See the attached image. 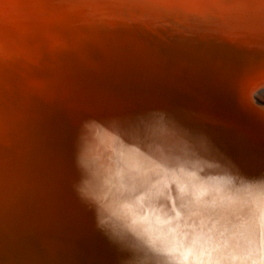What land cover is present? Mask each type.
<instances>
[{
	"label": "bare ground",
	"instance_id": "1",
	"mask_svg": "<svg viewBox=\"0 0 264 264\" xmlns=\"http://www.w3.org/2000/svg\"><path fill=\"white\" fill-rule=\"evenodd\" d=\"M124 1L0 0V264H164L125 148L264 191V0Z\"/></svg>",
	"mask_w": 264,
	"mask_h": 264
},
{
	"label": "snow or ice",
	"instance_id": "2",
	"mask_svg": "<svg viewBox=\"0 0 264 264\" xmlns=\"http://www.w3.org/2000/svg\"><path fill=\"white\" fill-rule=\"evenodd\" d=\"M159 159L147 148H125L118 163L129 194L150 212L144 217L147 231L164 264H264V191L245 186L234 191L248 196H230L231 181L205 183L194 174L175 177ZM167 178H172L170 186Z\"/></svg>",
	"mask_w": 264,
	"mask_h": 264
},
{
	"label": "water",
	"instance_id": "3",
	"mask_svg": "<svg viewBox=\"0 0 264 264\" xmlns=\"http://www.w3.org/2000/svg\"><path fill=\"white\" fill-rule=\"evenodd\" d=\"M139 1L143 2L145 0H137V2ZM121 3L126 4L124 0H121ZM148 7L149 8H117V9H120L119 11L121 12H125V14L128 13V15L130 16L133 15V16H136L137 18H140L139 20L141 22V17H144L148 12H153V10H151L152 5L149 4ZM46 240H47V243L49 242V244L55 248V252H58L59 255H61L60 257H62L67 264H79V263L84 264L79 261L80 258L78 257V255L77 256L74 255L73 252L69 249V247L63 245V243L60 240H57V239H51V240L46 239Z\"/></svg>",
	"mask_w": 264,
	"mask_h": 264
},
{
	"label": "rangeland",
	"instance_id": "4",
	"mask_svg": "<svg viewBox=\"0 0 264 264\" xmlns=\"http://www.w3.org/2000/svg\"><path fill=\"white\" fill-rule=\"evenodd\" d=\"M151 1L154 2L153 0H151ZM157 1H162V0H157ZM158 5H162V4H158ZM263 85H264V83L261 86L258 87L260 89H255L253 94H252L254 102L257 105H261L262 104V106H264V86Z\"/></svg>",
	"mask_w": 264,
	"mask_h": 264
}]
</instances>
